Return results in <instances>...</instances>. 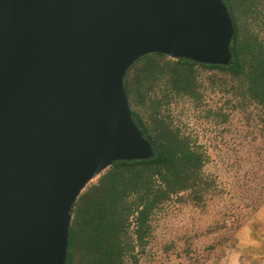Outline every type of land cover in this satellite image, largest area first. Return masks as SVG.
<instances>
[{"label":"water","instance_id":"95a60500","mask_svg":"<svg viewBox=\"0 0 264 264\" xmlns=\"http://www.w3.org/2000/svg\"><path fill=\"white\" fill-rule=\"evenodd\" d=\"M222 0H0V264H65L73 204L153 157L124 88L141 57L231 62Z\"/></svg>","mask_w":264,"mask_h":264},{"label":"trees","instance_id":"16d2710c","mask_svg":"<svg viewBox=\"0 0 264 264\" xmlns=\"http://www.w3.org/2000/svg\"><path fill=\"white\" fill-rule=\"evenodd\" d=\"M222 1L233 23L229 65L149 54L127 70L131 114L154 155L115 162L86 186L71 210L65 264H138L161 206L182 194L204 202L208 155L166 112L175 99L202 103L201 71H217L239 103L264 110V0Z\"/></svg>","mask_w":264,"mask_h":264},{"label":"rangeland","instance_id":"374dc122","mask_svg":"<svg viewBox=\"0 0 264 264\" xmlns=\"http://www.w3.org/2000/svg\"><path fill=\"white\" fill-rule=\"evenodd\" d=\"M200 79L201 104L175 99L166 112L208 155V194L161 206L138 264H264V110L239 103L217 71Z\"/></svg>","mask_w":264,"mask_h":264}]
</instances>
